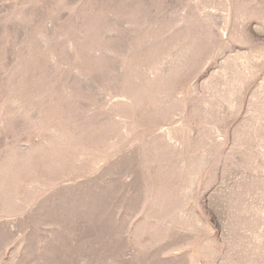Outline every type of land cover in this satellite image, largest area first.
Returning a JSON list of instances; mask_svg holds the SVG:
<instances>
[{
    "label": "rangeland",
    "instance_id": "obj_1",
    "mask_svg": "<svg viewBox=\"0 0 264 264\" xmlns=\"http://www.w3.org/2000/svg\"><path fill=\"white\" fill-rule=\"evenodd\" d=\"M0 264H264V0H0Z\"/></svg>",
    "mask_w": 264,
    "mask_h": 264
}]
</instances>
